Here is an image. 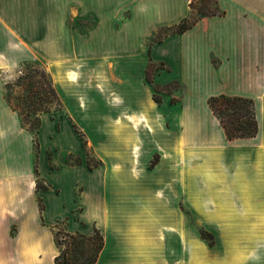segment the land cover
I'll return each instance as SVG.
<instances>
[{"label": "rangeland", "instance_id": "obj_1", "mask_svg": "<svg viewBox=\"0 0 264 264\" xmlns=\"http://www.w3.org/2000/svg\"><path fill=\"white\" fill-rule=\"evenodd\" d=\"M202 1L0 0V100L10 109L8 116L0 107V164L9 160L11 190L22 188L26 213L30 199L47 209L42 245H11L0 264H22L21 249L54 264L59 251L45 226L56 221L53 227L64 222L61 241L66 233L89 239L99 231L104 249L97 264H238L250 252L229 233L227 183L247 175L243 169L264 141H228L208 100L242 93L264 117V91L257 98L229 82L220 58H212L219 73L213 83L204 73L188 77L178 40L163 45L182 35V25L224 13L218 0ZM263 68H246V77L264 75ZM25 77L38 92L34 99L50 102L49 113L22 106ZM76 95L88 100V114L70 113ZM10 105L26 120L40 116L34 135ZM129 193L140 194L138 208L112 204L105 216L91 210L83 220V202ZM120 211L133 221L119 219ZM71 221L80 230L71 232Z\"/></svg>", "mask_w": 264, "mask_h": 264}, {"label": "crops", "instance_id": "obj_2", "mask_svg": "<svg viewBox=\"0 0 264 264\" xmlns=\"http://www.w3.org/2000/svg\"><path fill=\"white\" fill-rule=\"evenodd\" d=\"M218 1V6L225 13L224 17L209 18L199 22L193 29L180 37L166 41L163 45L178 40L177 43L180 44L179 63L185 71L184 73L187 75L188 72L194 73L193 71H195L194 76L196 77H199L198 73H204L206 79L210 78L212 83L214 78L219 76V73H215L212 58H220L224 62L222 69L227 71V80L248 87L247 90H251L253 96L260 98V94H263L264 91V83L261 82L264 75L260 72H252L250 76L246 77L245 71L246 68L252 66L256 68V65L264 67V0ZM161 59L165 58L161 57ZM106 90L111 89L106 88ZM78 93L75 92V94ZM78 95L72 98V101L77 102V109L68 106L70 113L74 116L88 114V100ZM238 95L245 96L242 93ZM0 107L3 110L7 109L6 114L10 116V109L2 100H0ZM257 118L260 126L257 137L236 141H259L260 144L264 141V117L257 115ZM261 147L254 164L246 166L247 169L244 167L243 170H246L247 175L230 178L227 183L226 208L230 214L228 215L229 233L231 231L233 233V242L238 239L242 241L244 248L250 246V252L244 253L242 258L238 259V264H264V154L261 153L264 149L262 150ZM9 163L8 160L6 165L5 163L0 164V258L7 256L5 253L10 252L11 245L15 248L22 247V242L32 248L42 245L41 230L44 228L38 204L36 205L34 199H30V212L26 213L23 208L27 196L22 193V188H18V191L11 190L12 179L9 176V170H5L9 168ZM125 196L127 197L112 198L105 195L103 202L98 199V203L93 206H85V203L81 202L82 207L86 208L83 220L91 210H98V215L107 214L108 209L112 210V204H116L121 210L126 211L138 208L137 202L140 200V194L136 193L137 198H134V193ZM46 210L43 212V217L47 215ZM115 212L118 210L115 209ZM121 212L116 214L119 219H127V223L133 221L130 214L124 219L126 214L121 215ZM105 214L103 215L105 216ZM95 220L99 222V219ZM58 222L45 223L49 240L54 241L50 227ZM119 229L123 228L116 230ZM78 230H80L78 224L71 221L70 231L75 233ZM24 232L28 237L22 241ZM5 248L7 250H4ZM19 253L22 257L20 262L22 264H45L38 262L35 254H32L31 251L22 252L21 249L17 252V254Z\"/></svg>", "mask_w": 264, "mask_h": 264}, {"label": "trees", "instance_id": "obj_3", "mask_svg": "<svg viewBox=\"0 0 264 264\" xmlns=\"http://www.w3.org/2000/svg\"><path fill=\"white\" fill-rule=\"evenodd\" d=\"M202 2H205L203 0ZM217 0L215 1V3ZM191 4V8H192ZM224 13L220 11L213 13L210 16L204 17H222ZM202 20V19H201ZM200 19L195 21L189 26H181V29L177 31V34H184L189 30L193 29L200 21ZM153 84L152 81H148ZM21 83L28 95L24 99V107L28 111L33 110L35 112H40L47 114L50 112L47 108V104L50 103L42 97L34 99L36 94V88L32 85L29 77L22 79ZM50 94H53L55 101L58 103V94L56 89L52 86L50 87ZM156 91V89H155ZM154 101L160 104V101L154 96ZM11 106V105H10ZM14 112H17L22 123V126L30 125L31 129L29 131L34 135L36 131L41 126L40 116H35L34 120L27 119L21 114V108L18 106H11ZM208 107L215 119L219 122L224 135L228 141L236 140H247L257 137L259 133V121L256 113L255 101L251 98L240 97V96H228L220 95L211 97L208 100ZM37 191L39 190L38 183L36 184ZM39 201V211L41 219L43 221V212L45 206ZM64 222H60L58 225L52 228V233L54 235V242L56 248L59 251V255L55 258L54 264H97L98 258L104 249V239L96 229L94 235L86 239V237L80 234H65L64 239L61 241L59 239V234H61L59 225Z\"/></svg>", "mask_w": 264, "mask_h": 264}, {"label": "bare ground", "instance_id": "obj_4", "mask_svg": "<svg viewBox=\"0 0 264 264\" xmlns=\"http://www.w3.org/2000/svg\"><path fill=\"white\" fill-rule=\"evenodd\" d=\"M202 140H205L206 139V137L204 136L203 138H201Z\"/></svg>", "mask_w": 264, "mask_h": 264}]
</instances>
